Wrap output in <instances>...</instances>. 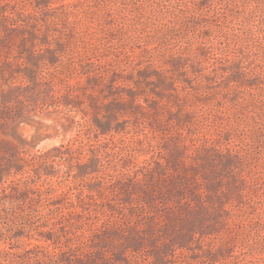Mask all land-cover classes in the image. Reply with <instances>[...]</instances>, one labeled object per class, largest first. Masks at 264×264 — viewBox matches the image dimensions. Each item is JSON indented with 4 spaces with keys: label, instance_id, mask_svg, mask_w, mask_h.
<instances>
[{
    "label": "rangeland",
    "instance_id": "374dc122",
    "mask_svg": "<svg viewBox=\"0 0 264 264\" xmlns=\"http://www.w3.org/2000/svg\"><path fill=\"white\" fill-rule=\"evenodd\" d=\"M0 264H264V0H0Z\"/></svg>",
    "mask_w": 264,
    "mask_h": 264
}]
</instances>
